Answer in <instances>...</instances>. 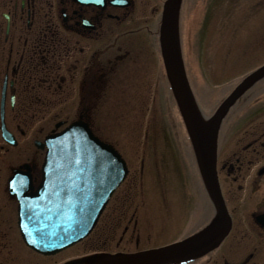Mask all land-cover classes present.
<instances>
[{
    "label": "flooded vegetation",
    "instance_id": "1",
    "mask_svg": "<svg viewBox=\"0 0 264 264\" xmlns=\"http://www.w3.org/2000/svg\"><path fill=\"white\" fill-rule=\"evenodd\" d=\"M163 1L0 0V264H52L50 257L20 260L19 230L20 197L39 193L48 135L82 120L106 139L100 107L115 105L127 89L146 90V81L152 120L162 111L158 36ZM261 107L227 117L219 131L217 175L231 221L228 234L213 249L180 264H264V101ZM181 156L191 157L189 152ZM160 162L156 169L162 184ZM184 165L199 194L182 201L176 220L163 196L157 235L181 226L183 238L214 217L195 163ZM130 198L112 196L110 210L95 226V244L110 246L123 225L115 244L140 245L138 230L145 221L138 222L136 209L127 215ZM189 206L192 211L186 213Z\"/></svg>",
    "mask_w": 264,
    "mask_h": 264
},
{
    "label": "water",
    "instance_id": "2",
    "mask_svg": "<svg viewBox=\"0 0 264 264\" xmlns=\"http://www.w3.org/2000/svg\"><path fill=\"white\" fill-rule=\"evenodd\" d=\"M180 4L181 0H166L163 5L159 35L161 54L216 217L204 230L179 242L130 253L100 252L87 257L86 264L180 262L212 248L229 229L230 220L216 174L218 130L229 108L264 77V64L242 78L205 118L192 94L182 60L178 29ZM43 167L50 194L23 204L21 234L35 251L55 254L92 230L110 195L124 179L127 167L111 145L99 140L85 123L79 122L47 138Z\"/></svg>",
    "mask_w": 264,
    "mask_h": 264
},
{
    "label": "rangeland",
    "instance_id": "3",
    "mask_svg": "<svg viewBox=\"0 0 264 264\" xmlns=\"http://www.w3.org/2000/svg\"><path fill=\"white\" fill-rule=\"evenodd\" d=\"M181 24L183 57L191 84L204 113H210L225 93L222 94L223 91L250 70L264 63V0H185ZM146 83V90L127 89L119 99L116 97L115 105L111 102L110 108L100 107V126L110 133L101 134L121 150L130 169L129 177L119 188L117 195L123 200L125 195L131 194V201L124 210L129 215L136 209L134 216L138 222L144 224L145 221V226L140 225V229L141 226L143 229L138 230L142 239L138 248L174 240L184 233L181 226H173L174 229L168 226L163 232V237V234H156V227L159 229L156 217L162 210L163 196L168 201L167 210L174 213L176 220L185 205L182 201L193 200V197L199 194L194 181L189 178L188 166L182 163L174 147V144L182 146V129L179 128L174 144L169 139L166 141L160 133H151L154 130V122L151 123L152 90H149L150 82ZM263 89L264 82L251 99L256 94L257 99ZM141 93L144 98L140 101ZM142 101L144 103H141ZM102 114L105 117H102ZM164 130L167 131L166 123ZM144 131H147V135ZM235 136L231 138L232 141ZM154 148L165 152L164 162L163 155H156ZM142 159L144 172L142 178L138 179ZM159 162L161 167L165 168L162 184L157 178L156 164ZM185 211L190 213L191 206ZM122 226L115 232V241ZM95 233L72 248L53 256L52 263L90 252L96 245ZM110 247L111 250L121 247L132 250L134 242L123 243L117 248L112 244ZM20 256V260H23L22 256L32 254L20 248Z\"/></svg>",
    "mask_w": 264,
    "mask_h": 264
}]
</instances>
